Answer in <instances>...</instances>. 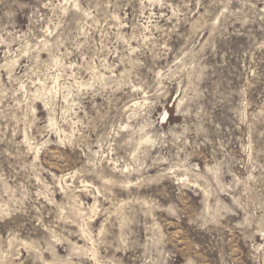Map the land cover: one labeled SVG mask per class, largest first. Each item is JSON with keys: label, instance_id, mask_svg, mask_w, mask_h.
Wrapping results in <instances>:
<instances>
[{"label": "rangeland", "instance_id": "rangeland-1", "mask_svg": "<svg viewBox=\"0 0 264 264\" xmlns=\"http://www.w3.org/2000/svg\"><path fill=\"white\" fill-rule=\"evenodd\" d=\"M0 264H264V0H0Z\"/></svg>", "mask_w": 264, "mask_h": 264}, {"label": "bare ground", "instance_id": "bare-ground-1", "mask_svg": "<svg viewBox=\"0 0 264 264\" xmlns=\"http://www.w3.org/2000/svg\"><path fill=\"white\" fill-rule=\"evenodd\" d=\"M148 139H149V137H146V138L144 137L142 140H144V141H145V140H148Z\"/></svg>", "mask_w": 264, "mask_h": 264}]
</instances>
